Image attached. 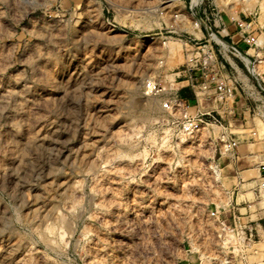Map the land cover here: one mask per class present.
I'll return each instance as SVG.
<instances>
[{
	"label": "rangeland",
	"instance_id": "1",
	"mask_svg": "<svg viewBox=\"0 0 264 264\" xmlns=\"http://www.w3.org/2000/svg\"><path fill=\"white\" fill-rule=\"evenodd\" d=\"M188 1L0 0V264H264V0H214L241 52L231 151L140 88L197 105L186 59L219 39L173 17Z\"/></svg>",
	"mask_w": 264,
	"mask_h": 264
},
{
	"label": "built area",
	"instance_id": "2",
	"mask_svg": "<svg viewBox=\"0 0 264 264\" xmlns=\"http://www.w3.org/2000/svg\"><path fill=\"white\" fill-rule=\"evenodd\" d=\"M181 10L176 11L173 17L181 20L183 24L191 19L201 20L205 25L200 24L197 27L198 33H205L209 37L207 27L219 39L217 41L209 37L213 40L215 47L210 42L198 46L193 49L194 53L187 56L186 59L185 71H189V73L185 80L187 83L182 87L189 86L197 105L193 108L186 98L179 95L178 88H166L153 77L150 80H141V91L147 96L159 99L161 108L170 114L171 123L183 134H195L207 125L221 127L224 131L220 135V141L224 143L225 151H231L237 146V140L228 135L229 125L225 123L223 116L233 106L236 86L233 76L226 70V64L229 68L234 69V56L241 55V52L234 44L229 29L223 23L218 5L214 0H189L187 9ZM200 13L204 14L205 19L200 16ZM177 14H180V16H176ZM208 14L213 15V23H207ZM231 20L234 21V17H231ZM235 24L239 28V32H242V41L247 46L258 45V39L249 30L250 24L240 21V19H235ZM227 37L229 40L226 39ZM217 53L223 56L225 62L217 60ZM200 58L201 60H199ZM194 72L195 74H193ZM179 76L177 75V77ZM200 99L211 100L214 107L201 109ZM263 169L264 166L262 165L259 170L260 176ZM260 186L264 187V181L260 183Z\"/></svg>",
	"mask_w": 264,
	"mask_h": 264
},
{
	"label": "crops",
	"instance_id": "3",
	"mask_svg": "<svg viewBox=\"0 0 264 264\" xmlns=\"http://www.w3.org/2000/svg\"><path fill=\"white\" fill-rule=\"evenodd\" d=\"M237 96H240V94H239L238 92L235 93V98H237ZM240 97H241V96H240ZM240 97L237 99L238 101H235V100H234L235 103H236V102L238 103V102L240 101V99H241ZM235 98H234V99H235ZM192 99L194 100V102H196L194 98H192ZM194 102H193V103H194ZM190 104H191V103H190ZM192 105L194 106V104H192ZM232 107L234 108V102H233V106H232ZM239 107H240V108H243V105L240 104ZM233 110H234V109H233ZM242 111H243V110H242ZM243 112H244V111H243ZM238 114H239V113H238ZM243 118H244V117H243ZM237 119H238V118H234V112H233L232 114H229V115L226 114V115H225V123L229 125V128H228V131H227V132H228V135L231 136V137L234 136L235 133H234L233 129H231L230 124H232V123L234 124V121H236ZM252 170H255V169L251 168L250 170H246V172H248V171H252ZM249 174H250V173L244 175L243 179H250ZM246 176H247V177H246ZM248 184H252V182H248ZM248 193L250 194L251 192H248ZM232 207H233V212H234L235 210H238V211L240 212L241 209H245V210H247L246 207H242V206H240V205H237V203L233 204Z\"/></svg>",
	"mask_w": 264,
	"mask_h": 264
},
{
	"label": "trees",
	"instance_id": "4",
	"mask_svg": "<svg viewBox=\"0 0 264 264\" xmlns=\"http://www.w3.org/2000/svg\"><path fill=\"white\" fill-rule=\"evenodd\" d=\"M184 94H185V93H184V92H182V94H181V95L183 96ZM187 98H188V97H187ZM192 100H193V99H192V97H190V98H189V101L191 102Z\"/></svg>",
	"mask_w": 264,
	"mask_h": 264
},
{
	"label": "bare ground",
	"instance_id": "5",
	"mask_svg": "<svg viewBox=\"0 0 264 264\" xmlns=\"http://www.w3.org/2000/svg\"><path fill=\"white\" fill-rule=\"evenodd\" d=\"M33 140V139H32Z\"/></svg>",
	"mask_w": 264,
	"mask_h": 264
}]
</instances>
